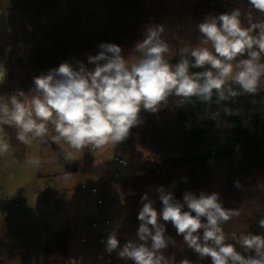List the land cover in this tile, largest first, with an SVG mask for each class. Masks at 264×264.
Instances as JSON below:
<instances>
[{"label":"clouds","instance_id":"clouds-1","mask_svg":"<svg viewBox=\"0 0 264 264\" xmlns=\"http://www.w3.org/2000/svg\"><path fill=\"white\" fill-rule=\"evenodd\" d=\"M248 4L264 14V0H248ZM246 19L247 27L239 8L206 16L197 25L198 45L182 48L179 62L174 65L165 59L169 46L161 39L163 25L146 28L144 39L134 46L139 58L131 64L119 45L102 43L98 54L87 57L93 68L83 61L75 65L61 63L33 77L28 93L17 89L6 102L0 100V125L14 127L16 139L26 145L34 140L47 143L51 125L55 132L50 137L52 142L80 152L122 144L133 128L144 123L142 112L158 113L172 96L180 98L182 105L193 98L224 105L213 119L221 110L232 115L227 102L242 93L256 95L264 82V21L254 22L251 12ZM193 68L204 70L190 71ZM7 75L6 66L0 64V81H5ZM8 148L7 143L0 142V153ZM63 157L71 162L73 152L64 150ZM236 187H241L239 181ZM154 191L162 207L158 209L157 199L145 192L139 201L134 238L122 243L118 238L120 225L116 224L101 241L109 256L115 253L118 259L131 264H176L174 255L164 254L176 244L168 235L170 224L176 236L182 237L201 260L210 258L211 264H264V235H226L223 226L240 213L225 207L219 192L185 191L177 199L164 186ZM259 227L264 229V218L259 220ZM229 238L235 243H227ZM179 264L193 261L184 258Z\"/></svg>","mask_w":264,"mask_h":264},{"label":"trees","instance_id":"trees-1","mask_svg":"<svg viewBox=\"0 0 264 264\" xmlns=\"http://www.w3.org/2000/svg\"><path fill=\"white\" fill-rule=\"evenodd\" d=\"M102 1L103 9L108 13L107 25L89 31L86 26L100 19L98 8L83 16L61 15V23L50 20L51 24L44 25L45 18L57 16L59 0H17L16 10L32 15L40 23V38L37 39L32 32L28 40L34 43V48L29 53H10L6 63L8 75L0 88V100L6 102L8 95L17 89L28 93L33 87V77L61 63L75 65L77 61H83L93 68L87 57L98 54L102 43L119 45L129 64L134 63L139 58L134 46L144 39V32L151 25L165 27L161 35L169 46L165 59L174 65L179 62L182 48L198 45L197 25L208 15L239 8L245 27L248 26L246 16L249 12L254 22L264 21V14L251 9L248 0ZM203 70L190 69L192 72ZM226 106L233 110V114L226 115L221 110L213 119L214 113L224 105L201 103L195 98L188 105H182L180 98L172 96L161 105L158 113H141L144 123L133 128L129 139L118 146L131 158L145 161L152 154L151 138L155 134L159 151L152 164L143 165L142 172L136 177L129 172L130 176L123 183L128 233L135 236L141 196L147 192L151 198L157 199L154 189L164 186L173 191L177 199H181L185 191L196 194L219 192L224 206L240 213L223 226L226 235L249 232L264 235V229L259 227V220L264 218V82L256 95L242 93ZM0 128L7 136L12 153L23 159L28 144L16 139L14 127L0 125ZM59 159L66 164L67 174L79 170V163L66 161L61 150ZM236 181L240 182V188L236 187ZM160 207L157 199V208ZM167 228L176 244L169 246L165 256L174 255L176 264L184 258L193 264H211L210 258L201 260L188 249L170 224ZM68 239V232L61 230L48 241L44 245L42 264H67ZM226 242L235 243L230 238ZM237 248L239 250V246ZM105 256L108 257L107 264H131V261L118 259L116 254Z\"/></svg>","mask_w":264,"mask_h":264},{"label":"rangeland","instance_id":"rangeland-1","mask_svg":"<svg viewBox=\"0 0 264 264\" xmlns=\"http://www.w3.org/2000/svg\"><path fill=\"white\" fill-rule=\"evenodd\" d=\"M102 2L59 0L56 17L70 14L83 16L98 8L100 19L94 21L99 23L93 24L92 21L86 29L104 28L108 13L103 9ZM16 5L17 0H0V60L5 63L12 52L29 53L34 43L28 40V35L40 30V26L28 23L34 17L17 11ZM47 19L44 20L50 22ZM38 23L36 21V25ZM2 85L3 82H0V88ZM54 135L50 126L49 144L34 140L27 145L25 157L19 159L12 153L7 136L0 128V142L9 145L6 153H0V264H42L44 245L61 230L69 234L67 264H72L73 260L75 264H107L108 257L103 256L104 244L99 242L102 232L88 229L84 234L87 242L81 243L80 235L74 231L76 223L86 224L92 218L110 220L106 235L114 225L119 224L118 238L122 243L134 238L127 231L123 183L130 176L129 172L134 177L140 174L141 167L147 164L149 158L145 161L133 159L118 145L99 149L98 156L86 148L75 152L67 144L52 142L50 137ZM151 139L152 153L154 150L158 153L156 135L153 134ZM60 150L73 152V160L79 163L77 172L66 173L67 166L59 159ZM116 155L129 162V169H121L112 162ZM29 160L39 163L29 164ZM118 172L120 178L114 179V174ZM95 186L103 190L104 204L99 212L95 196L91 194ZM84 211L89 212L90 217L84 218Z\"/></svg>","mask_w":264,"mask_h":264},{"label":"built area","instance_id":"built-area-1","mask_svg":"<svg viewBox=\"0 0 264 264\" xmlns=\"http://www.w3.org/2000/svg\"><path fill=\"white\" fill-rule=\"evenodd\" d=\"M97 12L100 11V9H96ZM55 20L57 23H61L62 22V17H49L47 20ZM29 25L32 26H38L36 25V20L34 18H30L29 20ZM35 36L37 39L40 38V33L39 30L35 32ZM0 64H4L6 66V63L4 61L0 60ZM0 82H4V81H0ZM50 127V126H49ZM88 151H90L91 153H93L95 156H98V150L96 149H91V148H86ZM157 154V150H154L151 157L148 159L147 161V165H150L154 162L155 157ZM112 162L114 164H116L119 168L121 169H129V162L124 159L122 156L116 155ZM114 179L120 178V173H115L114 174ZM91 194L95 196V205L97 208V211L99 212L100 207L104 204V199H103V190L98 188L97 186L93 187L91 189ZM111 225V222L109 219H95L92 218L91 220H89V223H76L74 226V231L80 235V242L81 243H86L87 242V238L84 236V234L86 233V231L88 229L91 230H99L102 232L101 238L99 239V242H101L107 235L105 234V231L109 228V226Z\"/></svg>","mask_w":264,"mask_h":264},{"label":"crops","instance_id":"crops-1","mask_svg":"<svg viewBox=\"0 0 264 264\" xmlns=\"http://www.w3.org/2000/svg\"><path fill=\"white\" fill-rule=\"evenodd\" d=\"M48 23H50V22H45V25L46 24H48ZM99 22H98V20H96V21H93V24H98ZM101 23V22H100ZM27 24V23H26ZM108 213L110 214L111 213V210H109L108 211ZM89 215V217H90V213L89 212H87V211H84V214H83V216L85 217V215ZM68 223H69V221H68ZM62 224H64L65 225V223L63 222ZM66 225H67V223H66ZM63 229V228H62ZM101 254V253H100ZM107 253L105 252V253H103V256H105Z\"/></svg>","mask_w":264,"mask_h":264},{"label":"water","instance_id":"water-1","mask_svg":"<svg viewBox=\"0 0 264 264\" xmlns=\"http://www.w3.org/2000/svg\"><path fill=\"white\" fill-rule=\"evenodd\" d=\"M46 20H43V24L45 25ZM85 217H89V215H85Z\"/></svg>","mask_w":264,"mask_h":264}]
</instances>
